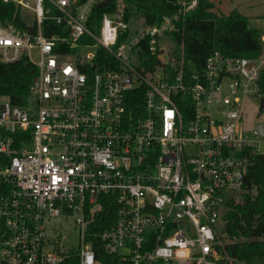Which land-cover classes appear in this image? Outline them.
<instances>
[{
	"label": "built area",
	"instance_id": "obj_1",
	"mask_svg": "<svg viewBox=\"0 0 264 264\" xmlns=\"http://www.w3.org/2000/svg\"><path fill=\"white\" fill-rule=\"evenodd\" d=\"M0 1L25 26L0 21V63L26 58L37 69L24 104L0 96V264H62L73 250L79 264H100L88 227L106 197L115 204L114 224L99 234L106 254L129 264H237L218 231L250 159L264 155V117L249 129L243 122L248 97L264 113V57L215 49L197 71L180 43L163 62L161 39L196 0L132 28L125 0ZM97 8L107 10L92 22ZM45 21L59 33L45 36ZM259 40L264 50V25ZM98 49L116 69L88 77ZM56 220L72 221L76 248L51 237Z\"/></svg>",
	"mask_w": 264,
	"mask_h": 264
},
{
	"label": "trees",
	"instance_id": "obj_2",
	"mask_svg": "<svg viewBox=\"0 0 264 264\" xmlns=\"http://www.w3.org/2000/svg\"><path fill=\"white\" fill-rule=\"evenodd\" d=\"M125 4L126 20L131 28L139 24H154L162 16L172 15L179 8L178 0H125ZM105 9H95L92 22L97 21L100 12ZM0 21L4 25L25 27L14 5L3 4L1 1ZM45 23L48 22H44L45 36L59 33V26L53 24L45 29ZM169 36L177 45L182 43L184 58L197 71L202 70L206 58L215 49L228 57H264L259 40L260 32L248 25V19L235 9L227 14L220 13L210 0H196L195 6ZM112 61L105 50L98 49L91 65L82 72L91 77L96 72L116 69ZM149 62V67L157 64L155 58H151ZM168 68L171 72L174 69L170 66ZM36 74V67L26 58L12 64L0 63V96L8 98L13 105L24 104ZM257 83L264 101V63L259 69ZM129 103V108L134 113L136 103ZM103 199L102 211L88 227V238L92 242L95 257L100 264H129L118 256L106 254L102 249L99 234L110 228L115 221V204L109 197ZM224 207L220 238L227 239L223 244L226 253L237 264H264V155L250 159L243 191L239 198L233 197ZM62 264H79L77 252H70Z\"/></svg>",
	"mask_w": 264,
	"mask_h": 264
},
{
	"label": "rangeland",
	"instance_id": "obj_3",
	"mask_svg": "<svg viewBox=\"0 0 264 264\" xmlns=\"http://www.w3.org/2000/svg\"><path fill=\"white\" fill-rule=\"evenodd\" d=\"M211 1L215 5V9L220 13L227 14L231 10V8H234V5L230 4L231 0H211ZM22 14L25 21H28L30 19L26 11H22ZM258 18L256 17L250 18L249 24L251 25V27H254V24L260 22ZM160 46H161V52L159 53V56L163 62H169L170 55L177 54L180 51L174 39L169 35H166V37L161 39ZM131 59H132L131 62L134 63L135 65L139 64V61L136 58L132 57ZM257 112H258V102L255 99L248 97L244 103V115H243L244 126L247 129L252 127L254 123L263 119L264 113L257 115ZM240 194H241L240 192L230 193V195L234 198L235 197L239 198ZM221 211H224V207H221ZM49 226L50 228H54V231L50 232L51 237L56 239V241H59L62 246H65L67 248H76L78 246L79 244L78 231L76 230V228L72 227L71 220H67L64 222H61L60 220H56L53 221V223H51ZM221 228H222V224H220L219 227L218 237L220 239V242L224 244L227 241V239H224L222 237L220 238ZM58 235H60L59 240L57 238Z\"/></svg>",
	"mask_w": 264,
	"mask_h": 264
},
{
	"label": "crops",
	"instance_id": "obj_4",
	"mask_svg": "<svg viewBox=\"0 0 264 264\" xmlns=\"http://www.w3.org/2000/svg\"><path fill=\"white\" fill-rule=\"evenodd\" d=\"M230 4L234 5V8H231V10L233 9L237 10L240 14H242L248 19V25L250 27H251V25L249 24L250 18L259 17L258 20L260 22L257 24H254V27H251V28L258 30L260 33L263 31L264 0H231Z\"/></svg>",
	"mask_w": 264,
	"mask_h": 264
},
{
	"label": "water",
	"instance_id": "obj_5",
	"mask_svg": "<svg viewBox=\"0 0 264 264\" xmlns=\"http://www.w3.org/2000/svg\"><path fill=\"white\" fill-rule=\"evenodd\" d=\"M107 3H108V1H104L103 3H101V4H99V5H104V4H107ZM99 5H98V6H99ZM32 31H33V29H30V30H29L30 33H31ZM263 107H264V102L262 101V102L260 103L259 111H261ZM257 129L260 131V133H262V131H261L259 125H257Z\"/></svg>",
	"mask_w": 264,
	"mask_h": 264
}]
</instances>
